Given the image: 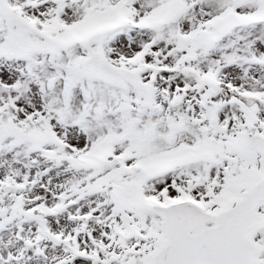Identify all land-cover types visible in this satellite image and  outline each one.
Wrapping results in <instances>:
<instances>
[{"label": "snow or ice", "instance_id": "obj_1", "mask_svg": "<svg viewBox=\"0 0 264 264\" xmlns=\"http://www.w3.org/2000/svg\"><path fill=\"white\" fill-rule=\"evenodd\" d=\"M0 264H264V0H0Z\"/></svg>", "mask_w": 264, "mask_h": 264}]
</instances>
